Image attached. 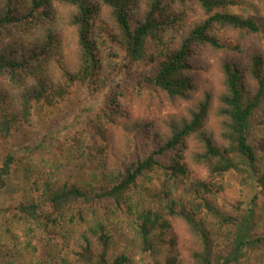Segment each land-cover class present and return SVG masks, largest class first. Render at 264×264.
I'll list each match as a JSON object with an SVG mask.
<instances>
[{
  "label": "trees",
  "instance_id": "16d2710c",
  "mask_svg": "<svg viewBox=\"0 0 264 264\" xmlns=\"http://www.w3.org/2000/svg\"><path fill=\"white\" fill-rule=\"evenodd\" d=\"M238 4L0 0V144L30 125L37 109L58 105L74 84L101 87L106 56L99 30L117 44L112 51L123 54V68L156 64L139 79L159 102L136 90L119 113L122 103L113 93L64 149L41 152L40 139L0 153V264H34L32 237L59 264H132L130 250L150 264L144 259L156 256L159 244L167 250L155 264H240L264 247V231L256 232L264 169L248 139L264 97V34L256 19L231 10ZM143 129L156 148L130 161ZM172 151L169 163L158 160ZM77 159L94 170L67 175L64 162ZM227 173L238 175L251 194L235 213L210 198ZM152 181L159 184L143 186ZM12 183L23 196L4 206L1 196ZM16 229L23 230L22 242ZM119 231L130 250L115 249ZM219 233L227 250L216 248ZM24 252L28 263L20 260Z\"/></svg>",
  "mask_w": 264,
  "mask_h": 264
},
{
  "label": "rangeland",
  "instance_id": "374dc122",
  "mask_svg": "<svg viewBox=\"0 0 264 264\" xmlns=\"http://www.w3.org/2000/svg\"><path fill=\"white\" fill-rule=\"evenodd\" d=\"M233 12L240 14L242 16H251L259 23L261 31L264 34V0H239V4L231 9ZM170 35V32H169ZM220 39L223 36L217 33ZM98 41L100 48L106 56L104 60V67L106 71L100 76V88L92 86L85 88L83 85H73L68 89V94L61 102L52 109H37L35 116L32 119V123L28 126H22L18 131L15 132L14 138H10L0 144V153L6 150L7 147L16 148L18 146L32 145L40 139L45 140L44 149L41 152L48 151L53 153L57 148L64 149L65 145L69 144L71 141L70 135L75 129H80L82 127H87L86 123L93 119L96 114L103 107L105 103L108 102L114 94H117L119 102L122 103L120 112L126 110L124 100L128 99L131 94L136 90H139L142 96L148 101L156 103V96L153 91L143 82L140 81L139 76H142L145 71L153 72L156 68V64L153 67L142 66L138 64H129L126 68L123 66L126 61L123 54L119 49L116 50V54L113 53V47H117V44L112 42L110 37H107L100 30L98 31ZM111 56H109V55ZM113 56V57H112ZM124 80L119 86L117 81ZM102 93V94H101ZM126 96L124 98V95ZM124 104V105H123ZM166 108L161 112H165ZM78 116H81L78 117ZM78 118V119H77ZM75 119H77V124H75ZM251 121L253 123L252 129L248 133L249 142L253 145L256 155L258 158V164L264 169V97L260 106L252 114ZM16 146V147H15ZM156 148V143L153 135H148L145 129L139 131L134 140V147L131 151L129 160H136L137 157H144L150 151ZM174 151L166 152L164 154L158 155L157 158L162 163H169ZM85 158V156H83ZM67 175L70 176H87L91 171L94 170L93 163L87 161L84 163L83 160H70L64 162ZM21 179V177H15ZM221 189L216 192L213 196H210L214 204L222 210L228 213H235L238 207H245L248 203L251 194L248 188H245L240 183V177L234 173H227L219 180ZM16 182V179H14ZM152 184H144L143 186L149 185L154 188V185L159 184V182L152 181ZM18 183H12L3 192L1 199L4 206H14L15 203L20 201L22 197L21 187L17 185ZM180 189V188H179ZM257 205H256V215H257V233H263L264 231V192H259L257 194ZM108 204H106V207ZM106 207L103 210H107ZM109 213L112 226L113 222H116V228H119L121 223L113 215ZM209 222V221H208ZM212 223V220H211ZM211 226V225H210ZM216 227H214V230ZM15 235L17 239L22 242L23 230L16 229ZM122 231L117 234V240L115 244V249L123 250L127 248L130 250L132 248L131 244H127L125 241ZM216 248L221 250H227V240L222 234H216ZM61 238L59 241L61 242ZM32 246L36 249L33 253L32 260L34 264L39 260H43L44 264H59L52 256L45 255L43 252L42 242L36 240L34 237L31 238ZM25 243V242H24ZM63 243V242H62ZM34 244V245H33ZM26 246V245H25ZM66 245L61 246L59 254L65 255ZM167 250L166 246L159 244L157 246V255L152 257L148 256L144 260L150 264H155L160 262L163 255ZM129 253L132 255V264H141V256L138 252L130 250ZM30 256L26 255L24 252L20 260L22 263H28L30 261ZM57 259V257H56ZM240 264H264V247L256 250L255 253L247 255Z\"/></svg>",
  "mask_w": 264,
  "mask_h": 264
}]
</instances>
